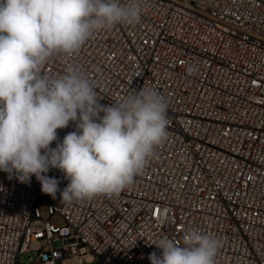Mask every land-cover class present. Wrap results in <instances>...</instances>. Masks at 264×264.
I'll list each match as a JSON object with an SVG mask.
<instances>
[{"label":"built area","instance_id":"1","mask_svg":"<svg viewBox=\"0 0 264 264\" xmlns=\"http://www.w3.org/2000/svg\"><path fill=\"white\" fill-rule=\"evenodd\" d=\"M143 5L139 23L95 32L42 73L74 68L106 106L155 90L167 138L130 186L71 204L0 171V264H151L159 239L183 246L187 230L221 242L215 264H264V0Z\"/></svg>","mask_w":264,"mask_h":264},{"label":"clouds","instance_id":"2","mask_svg":"<svg viewBox=\"0 0 264 264\" xmlns=\"http://www.w3.org/2000/svg\"><path fill=\"white\" fill-rule=\"evenodd\" d=\"M143 0H0V171L61 202L118 194L167 138V103L151 88L102 105L90 82L69 67L51 77L54 55L76 53L97 31L139 23ZM191 71V69H190ZM102 114V115H101ZM75 131L58 141V129ZM56 141V146L51 147ZM58 169L68 181L46 175ZM151 264H215L217 238L187 230L182 245L162 237Z\"/></svg>","mask_w":264,"mask_h":264},{"label":"rangeland","instance_id":"3","mask_svg":"<svg viewBox=\"0 0 264 264\" xmlns=\"http://www.w3.org/2000/svg\"><path fill=\"white\" fill-rule=\"evenodd\" d=\"M52 222L54 223V224H57V225H60L61 224V221L58 219V218H54L53 220H52ZM30 257H29V255L28 254H25V255H23L22 256V263L23 264H29L30 263ZM84 264H89V262L86 260V261H84ZM92 264H102V262L100 261V260H96L94 263H92Z\"/></svg>","mask_w":264,"mask_h":264}]
</instances>
